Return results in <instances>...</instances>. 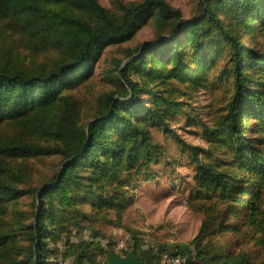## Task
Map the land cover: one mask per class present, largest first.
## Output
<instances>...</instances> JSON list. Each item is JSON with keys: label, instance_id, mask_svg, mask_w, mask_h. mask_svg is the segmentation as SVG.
Returning a JSON list of instances; mask_svg holds the SVG:
<instances>
[{"label": "trees", "instance_id": "trees-1", "mask_svg": "<svg viewBox=\"0 0 264 264\" xmlns=\"http://www.w3.org/2000/svg\"><path fill=\"white\" fill-rule=\"evenodd\" d=\"M198 7L186 18L166 0L110 7L0 0V39L14 41L0 42V264H55L53 256L84 264L98 253L107 264L113 248L103 225H121L131 188L171 161L157 132L187 154L188 199L203 217L188 243L144 248L133 235L122 254L159 264L171 248L184 264H264L234 252V239L218 242L242 231L264 242V0H199ZM148 20L158 30L154 42L127 45L102 70L114 89H86L104 50L131 40ZM220 43L229 54L230 92L215 125L202 122V147L185 142L173 120L188 116L186 90L204 85L190 63L211 67L209 49ZM16 49L46 61L26 62ZM46 157L58 158L55 170L27 185L33 161ZM24 194L32 197L29 209L19 207Z\"/></svg>", "mask_w": 264, "mask_h": 264}, {"label": "rangeland", "instance_id": "rangeland-1", "mask_svg": "<svg viewBox=\"0 0 264 264\" xmlns=\"http://www.w3.org/2000/svg\"><path fill=\"white\" fill-rule=\"evenodd\" d=\"M106 7H110L114 0H99ZM138 1V0H122ZM172 6L179 8L184 17L189 18L198 12L199 0H166ZM158 30L151 20H148L136 32L135 36L121 46H108L94 68L93 77L86 83V89L94 94L103 90H112L114 86L102 79L103 68L112 67L115 59L123 57V49L133 46L144 40L154 42ZM3 39L5 44L14 46L13 35L6 34ZM1 44V43H0ZM223 46V48H222ZM122 49V50H121ZM215 56L211 67L201 65L196 68V62H191L189 73L203 77V86L186 90L188 96L184 105L186 114H180L173 120V125L180 137L188 143L207 146V134L203 132V124L214 126L223 114L224 103L230 92V73L228 66L229 54L220 43L214 50ZM16 56H21L26 62L46 61V55H40L23 49H16ZM247 134V132H245ZM156 138L166 142L171 161L154 165L155 176L139 181L131 188L128 203L122 213L121 225L108 223L103 225V230L110 237L113 251L122 253L133 243V235L142 242V247L156 244L188 243L196 234L202 220V213L193 209L189 202V190L192 182L193 166L189 163L188 156L179 148V144L172 136L157 132ZM58 163L57 157H46L44 160H34L33 169L27 185H38L44 175L52 173ZM23 187V186H22ZM24 188L26 189L25 183ZM32 197L24 194L19 201V207L29 209ZM255 235L249 236L246 232L227 234L218 237V242L228 243L234 252L243 251L254 261L264 260V242L258 243ZM108 238L102 240L107 245ZM171 248L164 251L171 252ZM163 251V252H164ZM162 253V252H161ZM161 254L159 264H161ZM55 264H69V260L55 261ZM106 255L98 253L87 257L84 264H105Z\"/></svg>", "mask_w": 264, "mask_h": 264}, {"label": "water", "instance_id": "water-1", "mask_svg": "<svg viewBox=\"0 0 264 264\" xmlns=\"http://www.w3.org/2000/svg\"><path fill=\"white\" fill-rule=\"evenodd\" d=\"M107 264H143V261L133 251H129L125 255L110 251Z\"/></svg>", "mask_w": 264, "mask_h": 264}, {"label": "built area", "instance_id": "built-area-1", "mask_svg": "<svg viewBox=\"0 0 264 264\" xmlns=\"http://www.w3.org/2000/svg\"><path fill=\"white\" fill-rule=\"evenodd\" d=\"M161 264H184V257L180 252L165 251L161 254Z\"/></svg>", "mask_w": 264, "mask_h": 264}]
</instances>
